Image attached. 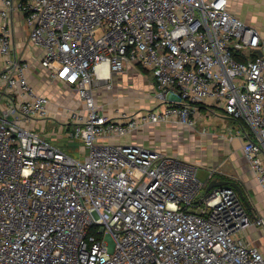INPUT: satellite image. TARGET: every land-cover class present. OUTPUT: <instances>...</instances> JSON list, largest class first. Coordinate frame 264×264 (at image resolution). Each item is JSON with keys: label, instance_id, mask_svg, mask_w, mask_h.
Segmentation results:
<instances>
[{"label": "built area", "instance_id": "obj_1", "mask_svg": "<svg viewBox=\"0 0 264 264\" xmlns=\"http://www.w3.org/2000/svg\"><path fill=\"white\" fill-rule=\"evenodd\" d=\"M16 13L49 79L77 92L62 132L82 158L36 130L56 112L12 51ZM263 47L229 0H0V264H264L245 238L264 217L234 187L206 191L199 166L109 141L192 127L195 105L212 101L250 130L243 152L264 190ZM129 64L153 72L163 105L113 117L94 89Z\"/></svg>", "mask_w": 264, "mask_h": 264}, {"label": "crops", "instance_id": "obj_2", "mask_svg": "<svg viewBox=\"0 0 264 264\" xmlns=\"http://www.w3.org/2000/svg\"><path fill=\"white\" fill-rule=\"evenodd\" d=\"M229 10L248 25L255 27L260 32L264 44V0H229ZM12 24L14 26L13 53L18 56L22 55L28 60L31 66L28 73L31 84L39 93L47 95L52 100L59 84L70 86L58 80L49 79L47 69L41 64L43 51L29 42V29L18 13L13 15ZM260 53H264V47ZM3 67L4 58L0 53V70ZM140 67L129 64L122 73H114L111 88L101 86L105 91L103 101L110 105L107 107L108 115L114 117L119 112L133 113L147 110L145 106L151 102L148 95L153 96L152 93L155 94V92L153 84L147 83L144 79L146 76L142 75L143 71L140 70ZM70 89L74 96H77V99L73 96V104L76 107L80 105L81 101L78 99L77 92L72 87ZM2 95L3 92H0V97ZM94 97L96 104L99 105L96 91H94ZM146 101H149L148 104H145ZM162 105V101H159L157 97V106L161 107ZM49 108L51 113H55L56 107L51 105ZM193 115L197 122L201 121V124L208 129L206 134L194 133L192 130L187 131L191 127L186 125L159 123L141 127L127 136L136 139L139 131L150 132L157 128V141L159 140L163 144L157 143V148L152 147L153 149L167 155L179 156L185 162L199 166V176L206 183L213 180L236 183L242 190L243 198L241 197V199L248 215L252 219L259 216L264 217V190L243 152V145L250 130L240 121L229 116L220 105L213 104L212 101L195 105ZM117 143L120 142L117 141ZM131 143L138 144L137 142ZM183 145L190 148L192 161H187L176 154L175 147H183ZM171 146L174 148L170 149ZM216 155L220 158L213 161L211 158ZM210 161H212L211 164H209ZM221 166L225 173L219 171L218 167ZM245 238L255 243L264 252V228L251 227Z\"/></svg>", "mask_w": 264, "mask_h": 264}, {"label": "rangeland", "instance_id": "obj_3", "mask_svg": "<svg viewBox=\"0 0 264 264\" xmlns=\"http://www.w3.org/2000/svg\"><path fill=\"white\" fill-rule=\"evenodd\" d=\"M254 10V9H253ZM140 70L143 71L141 72L142 75L146 76L144 79L146 80L147 83H151L153 84V91L155 92V79H154V74H152L153 72H150L148 69H145L143 67H140ZM149 73V75H148ZM94 91H96L97 94V99H98V104L100 106V108L105 112H107L108 108L110 105L109 103H106L103 101V94L105 93L104 90H102L101 87H96L94 89ZM0 92H4V90L2 88H0ZM152 95H148V99L151 100V102L149 103V105L145 108H160V106H157V97L155 96L154 93H152ZM73 91L72 89H70V87L66 86V85H61L59 84L58 87L56 88V92L54 94V96L52 97V104L53 107H56V113L55 116H53L51 119H47V121L45 122H40L39 123V128H37L36 130L39 131L43 136H45V139L60 147L64 152L72 154L76 157H80L82 158V156H84V153H80L79 151H82V144L75 140L74 142H72L63 132L62 129H64L66 131V124L68 123V114L66 112V108L70 109V107H74V100H73ZM75 99H77V96H74ZM160 101V99H159ZM148 104L149 101H146ZM1 106L4 107L5 106V101L2 100L1 101ZM126 113H129L128 111ZM54 115V114H53ZM194 120H195V124L194 126H192L191 128L187 129V131H191L192 132H197L199 134L203 133L206 134L207 133V128L204 127L201 124V121L197 122L196 117L194 116ZM186 134V133H185ZM198 134V135H199ZM157 128L154 129L153 131L150 132H146V131H139L138 132V137L136 139H131L130 136H125V137H117V138H111L109 139V141H112L113 143H131V142H137L138 144H141L142 146L145 147H149V148H157V143L160 145L162 142H160L159 140L157 141ZM168 142V141H167ZM163 144V143H162ZM171 144V143H170ZM174 147H170V149H173ZM176 151L178 155H180L181 157H183L184 159H186L187 161H192L191 158V151L190 148L183 145L182 146H177L175 147ZM219 153V152H218ZM81 154V155H80ZM220 154V153H219ZM220 158V156H219ZM216 156H214V158H211L213 161H215L216 159H219ZM212 161L209 162V164H211ZM220 172L225 173V170L223 169V167H218ZM235 181H237L235 179ZM242 191V190H241ZM204 191L200 192V195L203 194ZM249 196V195H248Z\"/></svg>", "mask_w": 264, "mask_h": 264}, {"label": "water", "instance_id": "obj_4", "mask_svg": "<svg viewBox=\"0 0 264 264\" xmlns=\"http://www.w3.org/2000/svg\"><path fill=\"white\" fill-rule=\"evenodd\" d=\"M261 55H263V53H261ZM228 184L231 185L232 187H234L237 190L238 194L243 198V193H242L241 189L239 188V186L236 183L229 182V181H217V180H213L208 185L206 191L211 190L213 187L223 186V185H228Z\"/></svg>", "mask_w": 264, "mask_h": 264}, {"label": "bare ground", "instance_id": "obj_5", "mask_svg": "<svg viewBox=\"0 0 264 264\" xmlns=\"http://www.w3.org/2000/svg\"><path fill=\"white\" fill-rule=\"evenodd\" d=\"M105 70V68H103Z\"/></svg>", "mask_w": 264, "mask_h": 264}]
</instances>
